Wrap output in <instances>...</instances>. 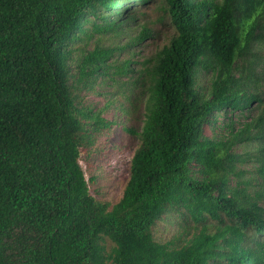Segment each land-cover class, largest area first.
I'll return each instance as SVG.
<instances>
[{
  "label": "trees",
  "instance_id": "obj_1",
  "mask_svg": "<svg viewBox=\"0 0 264 264\" xmlns=\"http://www.w3.org/2000/svg\"><path fill=\"white\" fill-rule=\"evenodd\" d=\"M149 5L173 32L144 68L143 123L137 133L127 129L139 142L122 195L109 207L90 193L79 163L90 137L81 120L91 116L75 107L65 67L70 45L119 33ZM149 34L143 29L138 38ZM260 36L252 27L240 47L229 0H0V264H92L101 256L105 264H214L233 236L238 244L225 264H264L256 251L264 244V165L255 190L244 194L253 199L250 210L234 201L250 181L197 180L192 171L201 123L232 103L230 77L196 106L188 98L206 41L231 68ZM95 55L84 56V65ZM107 123L97 118L91 126ZM184 192L212 200L199 205L198 231L179 246L157 242L152 225L176 210ZM105 231L115 243L107 256L99 241Z\"/></svg>",
  "mask_w": 264,
  "mask_h": 264
},
{
  "label": "rangeland",
  "instance_id": "obj_2",
  "mask_svg": "<svg viewBox=\"0 0 264 264\" xmlns=\"http://www.w3.org/2000/svg\"><path fill=\"white\" fill-rule=\"evenodd\" d=\"M229 4L240 47L245 46L252 27L261 36L248 43L231 68L214 54L211 41L199 48L188 88L190 105L203 102L214 86L228 77L232 103L221 112L211 113L201 123L193 151L196 159L193 158L192 171L197 180L225 179L229 185L250 181V185L240 187V195L234 199L237 206L250 210L253 199L244 194L255 190L257 167L264 165V0H229ZM140 11L134 13L137 20L124 25L117 34L96 32L87 44L80 41L70 45L75 51L69 55L65 67L75 107L91 116L81 120L90 137L80 151L79 163L90 193L107 202L109 207L122 195L130 159L139 142L137 134L127 129L137 133L143 123L144 99L140 94V80L149 77L143 72L144 68L173 32L165 19L160 20V12L154 5L141 7ZM143 29H148L150 34L140 39ZM89 53L96 54L90 66L84 65L82 60ZM97 118L109 123L93 128L91 124ZM229 156L233 160H228ZM183 197L174 202L177 207L173 208L180 212L166 209L152 225L153 238L157 242L171 240L176 246L186 243L198 228L199 205L212 203L211 199L197 198L187 192ZM260 205L263 206L260 214L264 216V196ZM238 239L233 236L224 241V248L212 257L214 264H225V258L235 253ZM99 241L104 247L103 255L107 256L115 246L114 241L107 231L100 235ZM257 246L256 251L264 253V244ZM102 259L103 256L92 264H105ZM247 259L252 261L250 257Z\"/></svg>",
  "mask_w": 264,
  "mask_h": 264
},
{
  "label": "bare ground",
  "instance_id": "obj_3",
  "mask_svg": "<svg viewBox=\"0 0 264 264\" xmlns=\"http://www.w3.org/2000/svg\"><path fill=\"white\" fill-rule=\"evenodd\" d=\"M157 49V48H156Z\"/></svg>",
  "mask_w": 264,
  "mask_h": 264
}]
</instances>
